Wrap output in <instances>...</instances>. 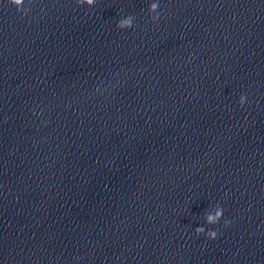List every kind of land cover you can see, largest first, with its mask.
I'll list each match as a JSON object with an SVG mask.
<instances>
[{
  "label": "clouds",
  "instance_id": "9594fccd",
  "mask_svg": "<svg viewBox=\"0 0 264 264\" xmlns=\"http://www.w3.org/2000/svg\"><path fill=\"white\" fill-rule=\"evenodd\" d=\"M8 3H10L11 5L15 6L17 11L27 15V13L29 11H31L30 8H25V0H8ZM76 4L78 6H83V5H87L89 7H92L96 4V0H76ZM159 9V3L158 2H153L150 4L149 6V13H155V15H151V19L153 22H157L160 19V12L158 11ZM133 21H134V17L129 15L125 18H121L118 23H117V27L119 29H129L133 27ZM247 97L245 95H241L240 99H239V104L243 107L244 104L246 103ZM224 214V209L218 204L215 208L214 211L208 212L205 215V222L208 225H216L220 222V220L222 219ZM225 226H227L229 223H231V221L225 220ZM195 232L197 233V235L199 234H205V228L200 226L195 228ZM206 236L209 239L215 240L217 238V232L215 230H211L209 229L206 232ZM79 259V258H77Z\"/></svg>",
  "mask_w": 264,
  "mask_h": 264
}]
</instances>
